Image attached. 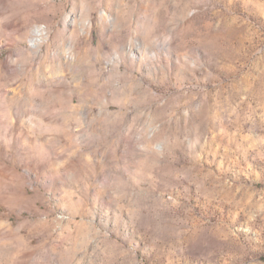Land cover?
<instances>
[{
  "label": "rangeland",
  "instance_id": "rangeland-1",
  "mask_svg": "<svg viewBox=\"0 0 264 264\" xmlns=\"http://www.w3.org/2000/svg\"><path fill=\"white\" fill-rule=\"evenodd\" d=\"M0 264H264V0H0Z\"/></svg>",
  "mask_w": 264,
  "mask_h": 264
},
{
  "label": "bare ground",
  "instance_id": "bare-ground-1",
  "mask_svg": "<svg viewBox=\"0 0 264 264\" xmlns=\"http://www.w3.org/2000/svg\"><path fill=\"white\" fill-rule=\"evenodd\" d=\"M35 35H36L37 37H39V36H40L39 31H36V32H35ZM36 40H38V38H37Z\"/></svg>",
  "mask_w": 264,
  "mask_h": 264
}]
</instances>
